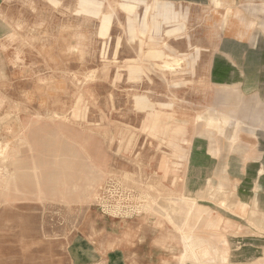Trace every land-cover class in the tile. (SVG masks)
<instances>
[{
  "label": "rangeland",
  "instance_id": "obj_1",
  "mask_svg": "<svg viewBox=\"0 0 264 264\" xmlns=\"http://www.w3.org/2000/svg\"><path fill=\"white\" fill-rule=\"evenodd\" d=\"M160 1L0 0V264H264V0Z\"/></svg>",
  "mask_w": 264,
  "mask_h": 264
},
{
  "label": "crops",
  "instance_id": "obj_2",
  "mask_svg": "<svg viewBox=\"0 0 264 264\" xmlns=\"http://www.w3.org/2000/svg\"><path fill=\"white\" fill-rule=\"evenodd\" d=\"M156 3H154V4H152L153 5V7H155V16H154V19H155V23H156V28H157V30L158 31H160L161 30V27H162V22L163 23H171V22H177V21H180L179 20V11H173L172 12V19L171 20H168V21H165L164 20V16H165V14L166 13H168V12H166V9H165V7H164V5H168V3H170V1H168V2H163V1H160V0H154ZM173 1H175V0H173ZM196 1V0H195ZM236 1V0H235ZM238 1V0H237ZM81 2H82V0H79V9H80V12H82L83 14H85V9H83L82 7H81ZM125 2H129V0H125ZM171 2H172V0H171ZM140 5H136V6H132V5H123V8L125 9V11H127L129 14H136L137 13V11H138V7H139ZM98 10V8H91L90 9V11H92V16H95V12ZM159 13H162V14H159ZM159 17L161 18V20L159 19ZM147 17H145L144 16V18H143V21H142V23H143V25H144V28H146L147 27V25H148V23H147ZM239 22H242V23H244L243 22V20H241L240 18L239 19H237ZM246 21V20H245ZM130 31H131V34H133L134 35V33L136 32V28H137V26H136V24H135V22H134V19H132L131 17H130ZM101 25V27L103 28H105V27H112L113 26V24L112 23H110V25L108 26V24H105V25H103L102 23L100 24ZM177 25V24H176ZM176 25L174 26V27H171L169 30H168V34H172V33H175V32H178V31H180V26L179 27H176ZM178 25H180V23H178ZM231 28H232V26L230 27V31H231ZM111 30V28H105V31L103 32L102 31V35H105V34H107L106 32H108V31H110ZM143 31V30H142ZM100 33H101V28H100ZM243 35V33L241 32L240 34H238V35H235V34H232V35H228L227 36V39L229 40V41H236L238 44H243V45H246L245 46V48L247 49V45L248 44H244V42L243 41H245V40H243V39H246V38H248V37H245V36H242ZM254 37H256V36H254ZM249 46H250V43H249ZM237 48H239V47H237ZM240 49V48H239ZM162 52L161 51H158V50H155V49H153V50H151V52H150V54L154 57H157V54H161ZM237 53H239V54H241V52H239V51H229V55L230 56H234V55H236Z\"/></svg>",
  "mask_w": 264,
  "mask_h": 264
},
{
  "label": "bare ground",
  "instance_id": "obj_3",
  "mask_svg": "<svg viewBox=\"0 0 264 264\" xmlns=\"http://www.w3.org/2000/svg\"><path fill=\"white\" fill-rule=\"evenodd\" d=\"M221 3H222V2L217 1V4H221ZM157 57H161V56H157ZM162 58H163V57H162ZM175 62H176V63H179V60H175ZM165 64H166L167 66H170L172 63L166 61ZM201 117H203L205 120H210V119H211V118L209 117L208 114H204V115L201 116ZM1 150H2V148H1ZM6 153H7V152H6ZM1 155H2V153H1ZM5 159H7V156H6V158L4 157V160H5ZM2 160H3V159H2ZM209 224L214 225L215 222L211 220V221H209ZM207 247H208V248H207V251H208V252H206V253H207V255H210V254H211V252H210L211 250L209 249V246H207ZM212 248H213V253H214V254L219 253V249H217L214 245L212 246ZM220 259H222L223 261L226 260V253H224L223 256H222Z\"/></svg>",
  "mask_w": 264,
  "mask_h": 264
}]
</instances>
